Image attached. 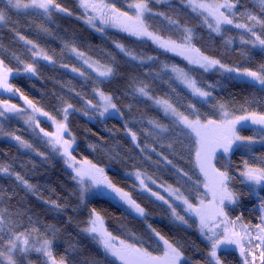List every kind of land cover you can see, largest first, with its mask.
<instances>
[{"label":"trees","instance_id":"16d2710c","mask_svg":"<svg viewBox=\"0 0 264 264\" xmlns=\"http://www.w3.org/2000/svg\"><path fill=\"white\" fill-rule=\"evenodd\" d=\"M219 1L224 0H203ZM56 2L68 11H53L49 17L44 13L14 11L0 2V10L7 14V20L0 23V59L13 69L9 83L19 89L15 93L24 102L22 97H27L57 120H63V108L72 104L67 120L71 133L68 137L75 138L72 154L81 163L88 160L104 168L113 184L128 192L145 210V215L140 216L115 194L112 198L85 195L81 200L79 186L65 162L50 153L17 119L8 118L0 120L3 136L18 135L32 145L29 150L40 154L35 156L22 151L13 142L0 139V168H9L8 172L0 171V217L4 220L0 251L8 248L14 233L23 232L31 233L28 237L42 242L43 239L52 240L53 255L58 260L63 257L67 264H119L115 258L106 256L97 240L83 231L89 226L95 209L103 218L104 227L117 237V243L123 239L142 245L153 255H162L164 245L155 235L158 232L180 248L183 253L180 264H208L210 245L199 234L196 222L188 218L184 219L186 223L174 219L171 209L164 202L148 197L139 181L133 178L139 172L156 183L178 188L193 205L196 204L204 190L201 188L203 178L195 166V135L165 116L136 89L147 85L148 97L152 99L168 100L185 114L192 111L188 107L191 104L202 119L219 120L220 103L227 105L235 115H246L242 109L264 114V88L250 78L219 67L205 71L189 63L184 55L165 50L146 36L136 37L117 29H93L87 25L75 0ZM105 2L114 3L125 11V7L136 0ZM228 2L236 4L230 13L227 12L234 23L253 24L248 20L249 14L264 20L260 0ZM148 6L151 12L145 14V23L150 32L162 39L181 43L184 29L190 28L192 46L204 55L228 67L253 71L264 67V48L241 42L242 38L255 41L250 32L234 25H223L221 31L215 33L205 23L203 14L191 10L188 0H148ZM253 31L264 38L261 25H256ZM21 36L37 48L33 49L31 44L20 39ZM117 44L136 59L121 52ZM73 47L89 62L113 67L115 75L103 78L87 70L76 58ZM40 50L51 57V61L43 57L34 61L33 53ZM20 61L33 64L36 75L24 72V63ZM173 67L183 69L211 96L202 100L193 95L186 85L177 82ZM96 88L113 97L119 113L111 110L104 118L98 114L97 108L92 107L100 100L94 91ZM0 100L16 104L3 97ZM40 127L52 132L49 125L42 123ZM237 127L241 137L254 142L249 143L247 139L239 142L228 157L216 153L211 163L233 177L228 182V190L234 193L235 203L225 208L229 219L252 226L249 228L252 229L260 224L264 186H248L239 175L245 162L253 167L264 165V126L248 122ZM129 129L136 134V141L129 135ZM17 174L32 185L31 190L16 179ZM33 228L39 231L32 232ZM218 255L222 264H243L235 251H219ZM16 264L45 262L40 255L28 254L17 258Z\"/></svg>","mask_w":264,"mask_h":264},{"label":"snow or ice","instance_id":"6c2138e0","mask_svg":"<svg viewBox=\"0 0 264 264\" xmlns=\"http://www.w3.org/2000/svg\"><path fill=\"white\" fill-rule=\"evenodd\" d=\"M188 2L193 6L194 10L200 9L212 18L215 22L214 25L209 23L207 18H205V23H208V26L212 28V31L219 33L221 31V25H234V27L244 29L255 36V41H248L242 38V43H252L253 46L258 44L260 47L264 48V38H261L260 35H257L256 32L253 31L256 25L264 27V20H260L256 16L249 14L248 20L253 21V24L234 23V20L230 18L229 15H227L224 11H221V9H228L230 12L236 7L235 3H229L228 0H224L223 3H208L203 2V0H195V2L194 0H188ZM260 3L262 7H264V0H260ZM80 4L85 10L91 8L93 11L100 13L101 23L111 24L112 26L118 27L120 30L133 36H146L165 50L177 51L178 54L184 55L189 63L198 65L205 71H208L211 68L219 67L225 72L235 73L238 76L250 78L251 81L264 88V67H262L259 71H253L247 68L238 69L228 67L222 64L220 60L204 55L201 53L200 49L192 46L191 41L193 34L190 28L184 29L185 36L183 37V41L181 43H177L174 40H164L150 32L145 23V14L151 12V9L148 6V0H136L135 3L128 5L129 8L135 9L134 15L121 11L114 3L105 2V0H100L99 3L92 2V0H80ZM7 5L9 8L16 10L39 9L49 17L53 14V11H68L57 3L56 0H28L27 3H24L23 0H7ZM68 14L71 15L70 12ZM93 19L94 17L89 16L87 22L92 23ZM6 20V12L0 10V23H4ZM44 30L47 31V29ZM20 39L25 40L23 36H21ZM25 43L31 44L33 49L37 48V45L32 43L30 40H25ZM116 47L119 48L121 52H125L126 55L131 56L133 60L136 59V56L127 52L122 45L117 44ZM72 51L79 57H83L84 55L83 53L78 52L75 47L72 48ZM13 55L17 60L20 59L18 56H15V54ZM33 55H41L43 59L51 61V57L43 53L42 50L34 52ZM20 62L24 63L23 61ZM85 63H88L89 67H93L95 62L89 63L88 60H85ZM23 70L24 72L31 73L32 75H36L37 72L36 67L31 63H24ZM72 70L77 71L75 68ZM94 71H97L98 76L103 78H110L115 75L114 68L107 65L94 67ZM172 71L177 74V78L191 90L193 95L204 99L211 96L209 91H205L201 87H198L196 81L191 79L183 69L173 67ZM12 74L13 69L5 64L4 60L0 59V89L6 92L19 91V89H14L9 83V78ZM80 74L84 75L83 72ZM146 88L147 85H144L136 89V91H138L141 95L147 96L148 93ZM94 91H96V94L100 97L102 105H92V107H102L103 111L100 112L101 116L108 113L110 109L113 112L119 113V109L117 108L116 103L113 102V97L111 95L105 94L98 88L94 89ZM22 98L31 108L32 114H26L25 109L18 107L15 104H8L6 101H0V105L3 106V111H0V117L4 116L5 113L26 114L25 123H27L30 127L35 125V127L43 133L44 137H48L47 143L51 145L53 151H57L59 155L65 158V164L68 168L72 169V172L74 173L73 180H75L77 185H79L81 200H83L85 194L93 188L110 190V192L115 193L140 216L145 215V210L132 199L128 192L123 191L121 188L113 184V182L106 175L104 168L98 167L96 164L88 160L80 163L72 154L71 149L72 144L75 142V138L72 137L71 140L65 138L66 133L68 136H71L67 127V120L69 110L73 109L72 104H67L66 107L63 108V120H57L42 108L37 107V105L27 97ZM149 99H151V97H149ZM88 103L91 105V101H88ZM155 103L164 109L165 114L173 116L175 118L174 122H178V124L182 125L184 129H188L189 132L194 134L196 138L195 143L197 144V148L195 151V166L199 168L200 173L204 177L203 186L207 192L211 194V201L208 204H205L204 200L201 199L200 205L197 207L194 206L178 188L173 189L171 186H168L165 191H167L170 196H174L176 199L180 200L184 205H186L187 211L199 218L201 234L205 235V238L210 242L208 255L211 259L208 264H213V262L214 264H222L218 252L222 248L229 246H235L240 250L241 256L244 257L243 264H255L257 256L255 255L253 249H259L258 259L260 260V264H264V224L255 226L258 231L254 236L252 232L249 231V228L252 226L241 224L240 231L236 230V221L229 220V217L224 209L225 201L235 203L234 193L228 190V182L233 179V177L229 176L227 170L222 171L211 163L217 151H222L224 154H227L231 150L233 144L237 141L247 139L249 143H253L254 141L251 138H244L238 134L237 126L248 122L264 126V114L247 112V109H242L247 113L246 115H235L228 110L227 105L220 103L218 105V110L220 112L219 120L212 118L202 119L201 114L194 105L190 104L188 107L192 109V111L185 114V112L178 110V108L168 100L158 99ZM37 114L51 120L55 125L56 131L48 132L41 128L40 121L37 119ZM155 126L161 127V130H165L160 125ZM9 135H11L13 139L19 141L21 146L25 148L32 147V145L27 141L22 140L20 136L12 133H9ZM129 135H131L133 141H136V134L130 129ZM39 154L40 153H38V155ZM0 171L8 172L9 168L2 167L0 168ZM135 175L140 181L141 187L144 188L145 191H150V189H148L145 185L144 180L141 178V173L137 172ZM240 175L245 177L248 182L257 185L264 184V165L253 167L249 166L247 162H245V170L242 171ZM16 179L21 181L25 188L29 190L32 189V185L28 184V182L20 175L17 174ZM189 179L191 180L192 177L189 176ZM153 183H155V181H153ZM151 195L155 196L157 200H161L165 204H168L169 208L172 209V215L176 219L185 223L187 222L184 220L183 216L177 214L176 209L173 208L164 196L158 194L157 192H151ZM3 224L4 220L0 217V225ZM88 224L89 226L84 228L83 231L92 235L93 239L97 240V243L103 249L105 255L115 258V260L119 261V264H180L183 260V253L180 248L165 239L158 232L155 233V235L163 241L164 249L162 255H153L152 252L148 251L142 245L138 246L136 243L127 242L123 239L119 240L117 243V237L113 236L112 233L108 232V230L104 227L103 218L98 212H96L95 209L92 210L91 218L89 219ZM222 225L223 227L221 228ZM216 229L221 230L216 231ZM205 230H207V233L211 234H206ZM31 231L38 232L39 230L33 228ZM153 232H155L154 229ZM30 234L31 233L23 232L20 234L14 233V238L9 239L8 241L7 253L0 251V257H4L7 264H16L12 253L17 250L20 252L28 250V236ZM245 240H247L246 244L244 243ZM253 240L258 241V243L253 245ZM17 242H19V244ZM52 244V240L43 239L42 244H40L39 247H36L35 250L37 252H43V254L48 258L50 264H67V261L63 257L58 260L53 255ZM20 245H23V247H20ZM248 256H251L252 259L249 260Z\"/></svg>","mask_w":264,"mask_h":264},{"label":"rangeland","instance_id":"374dc122","mask_svg":"<svg viewBox=\"0 0 264 264\" xmlns=\"http://www.w3.org/2000/svg\"><path fill=\"white\" fill-rule=\"evenodd\" d=\"M78 5H79V8L81 9L82 11V14H83V17H84V20L86 21L87 25L93 29H96V28H101V29H117L119 31H122L120 30L118 27H114L112 26L111 24H103L101 23L100 21V13L96 12V11H93L91 8H89L88 10H85L83 7H81V4H80V0H75ZM1 3H3L4 5L8 6L7 5V0H0ZM24 3H27L28 0H23ZM92 2H95V3H99L100 1H96V0H92ZM195 2V1H194ZM224 1H219V2H209V3H223ZM135 3V2H134ZM132 4V3H131ZM190 8L192 11H195L197 13H200V14H203L207 20L209 21V23L213 24L214 25V21L212 20V18L210 16L207 15L206 12H202V10L200 9H193V6L190 5ZM14 11H19V12H36V13H43L42 10H39V9H20V10H16V9H13ZM221 11H224L226 14L227 12H229L228 9H221ZM125 12H128L130 15H134L135 14V9L133 8H129L128 5L125 7ZM231 12V11H230ZM229 12V13H230ZM228 15V14H227ZM91 16V17H94L92 23H88L87 20H88V17ZM223 25H221L222 27ZM212 29V28H211ZM124 32V31H122ZM127 33V32H125ZM217 33V32H215ZM128 34V33H127ZM130 35V34H129ZM137 37V36H136ZM76 58L78 59V61H80L81 63H83L84 67L89 70V71H92L94 73H97V71H94V67H97L99 65H96L94 64L93 67H89L88 66V63H85V58L83 57H79L76 55ZM33 60L34 61H39V60H42V56L41 55H33ZM91 63V62H89ZM174 77L177 79V82L178 83H181V81L177 78V74L174 73ZM10 80V78H9ZM183 83H181L182 85ZM185 85V84H183ZM139 93V92H138ZM140 96H143L141 94H139ZM3 97L4 99H9V100H12V101H16L15 105H17L18 107H21L23 109L26 110V114H32V110L31 108L28 106V104H26L15 92H6L2 89H0V98ZM148 99V95L146 96ZM200 99L204 100V98H201L199 97ZM150 101L153 102V105L156 106L165 116L169 117L170 119L174 120L175 121V118L173 116H171L170 114H165V111L164 109L157 105L155 103L156 99H149ZM0 101H6L8 104H14L8 100H0ZM97 105H102V101L101 100H98V104ZM97 108V111H98V114H100L101 111H103V108L102 107H96ZM0 111H3V106L0 105ZM96 111V113H97ZM26 114L24 113H21V114H14V113H5L4 116L0 117V120H7L8 118H14V119H17L21 125L29 132L30 135H32L34 138L40 140L41 142H43L46 146V148L49 150L50 153L52 154H55L57 157H59L60 159H62L63 161H65V158L61 155L58 154L57 151H53L52 147L50 144L47 143V140H48V137H44L43 136V133L40 132V130L38 128L35 127V125H32L31 127L25 123V120H26ZM111 114V109L109 110L108 113H105L103 116H101L102 118H104L106 115H109ZM37 119H39L40 121V124L44 123L46 125H49L51 128H52V132H55L56 131V128H55V125L52 123L51 120H48L47 117H44V116H39L37 114ZM3 131H1L0 129V139L2 140H7V141H10V142H13L15 143L16 146H18V148H20L22 151H29L31 152L33 155L35 156H38L36 155V153H34L31 149L29 150V148H25L23 146H21V144L19 143V141L15 140L12 138V136L10 135H6V136H3L2 134ZM65 138L66 139H69L70 138L68 137L67 133L65 134ZM241 142V141H237L235 144H233L232 148H235L236 146H238V143ZM74 147V143L72 144V149ZM231 148V149H232ZM71 149V151H72ZM217 153H219L220 155L224 156V157H228L229 154H230V151L229 153L227 154H224L222 151H217ZM81 163V162H80ZM83 163V162H82ZM79 166V165H77ZM71 172H72V169H70ZM199 170V168H198ZM245 168H243L242 171H244ZM200 173V171H199ZM72 175L74 176V173L72 172ZM200 176L203 178V180H201V185H202V190H204V193L202 194V198L204 200V203L205 204H208L212 197H211V194L207 192V190L204 188V177L203 175L200 173ZM239 177L242 179V181L248 185V186H251V187H255V188H258V187H262L264 186V184H260V185H257V184H254V183H251V182H248L245 177L239 175ZM135 180L139 181L137 178H136V175H134L133 177ZM141 178L144 180V183L145 185L147 186L148 189H150V191H145L146 195L150 198H155V196H152L151 195V192H157L158 194L162 195L165 197V199H167L169 201V203L173 206V208L176 209V212L178 215L180 216H183L184 219L185 218H188L190 220H193L196 222L197 224V228H198V232L199 234L205 239L206 242H208V244L210 245V242L205 238V235H202L201 234V230H200V222H199V218L197 216H195L194 214L190 213L189 211L186 210V205H184L180 200L176 199L174 196H170L169 193L167 191H165V189L168 187L167 185H161L159 183H153V180L141 175ZM75 181V180H74ZM76 182V181H75ZM77 184V183H76ZM139 185H140V181H139ZM79 186V185H78ZM142 188V187H141ZM113 194L115 193H112L110 192V190H104V189H96V188H93L91 191H89L87 194L85 195H88V196H91V195H96V196H106L108 198H112L114 197ZM116 195V194H115ZM200 198L197 200V203L194 204V206H199L200 205ZM161 201V200H160ZM163 202V201H162ZM233 203H229L228 201H225V204H224V209L228 206H231ZM168 206V204H166ZM169 207V206H168ZM171 209V208H170ZM260 211V224H264V208H260L259 209ZM171 214H172V209H171ZM172 217L174 219H176L173 215ZM178 220V219H176ZM230 220V219H229ZM180 221V220H179ZM182 222V221H180ZM223 227V225L221 226V228ZM3 230V226L0 225V231ZM221 229H216V231H220ZM236 230L237 231H240V224L236 223ZM249 231L252 232L253 236L255 235V233L258 231V229L256 227L252 228V229H249ZM206 234L210 235L211 233H207V230H205ZM243 234V233H242ZM91 237H93L92 235H90ZM14 238V237H13ZM12 238V239H13ZM29 239V246H28V250L25 251V252H20V251H14L12 253V256H13V259L16 261L17 258H19L20 256L22 255H28V254H34V256L36 255H40L43 259H44V262L45 264H50L48 258L43 254V252H37L35 249L36 247H39L40 244H42V241H39L38 239L36 238H32V237H28ZM19 244V242H17ZM244 243L246 244L247 243V240L244 241ZM256 243H258V241H255L253 240L252 241V244L255 245ZM20 247H23V245H20ZM230 248H232V246H229V247H226V248H222L220 251H224V250H229ZM7 250L8 248L3 251L5 253H7ZM254 250V253L255 255L257 256V259L255 261V264H257V262L259 261L258 257H259V249H253ZM237 254L238 256L242 259V261L244 260V257L241 256L240 254V250L237 248ZM248 259L251 260L252 257L251 256H248ZM0 264H7V261L4 257H0Z\"/></svg>","mask_w":264,"mask_h":264},{"label":"flooded vegetation","instance_id":"af4514ba","mask_svg":"<svg viewBox=\"0 0 264 264\" xmlns=\"http://www.w3.org/2000/svg\"><path fill=\"white\" fill-rule=\"evenodd\" d=\"M233 249H234V247L232 246V248H230L229 250L237 252V249L236 250H233Z\"/></svg>","mask_w":264,"mask_h":264},{"label":"water","instance_id":"95a60500","mask_svg":"<svg viewBox=\"0 0 264 264\" xmlns=\"http://www.w3.org/2000/svg\"><path fill=\"white\" fill-rule=\"evenodd\" d=\"M234 247V249H237V247H235V246H233Z\"/></svg>","mask_w":264,"mask_h":264}]
</instances>
